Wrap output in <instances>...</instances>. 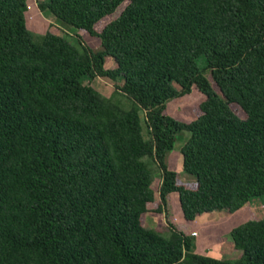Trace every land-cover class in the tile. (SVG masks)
Listing matches in <instances>:
<instances>
[{
  "label": "trees",
  "instance_id": "16d2710c",
  "mask_svg": "<svg viewBox=\"0 0 264 264\" xmlns=\"http://www.w3.org/2000/svg\"><path fill=\"white\" fill-rule=\"evenodd\" d=\"M38 8L102 48L34 35L26 0H0V264H264V217L230 230L235 261L197 252L169 219L165 230L145 225L156 195L167 218L177 193L187 220L264 195V0ZM95 77L122 84L105 96ZM193 87L204 95L194 119L168 114ZM183 131L194 182L167 165Z\"/></svg>",
  "mask_w": 264,
  "mask_h": 264
},
{
  "label": "rangeland",
  "instance_id": "374dc122",
  "mask_svg": "<svg viewBox=\"0 0 264 264\" xmlns=\"http://www.w3.org/2000/svg\"><path fill=\"white\" fill-rule=\"evenodd\" d=\"M40 1L45 0H26L27 10L25 15L26 19H28L27 27L34 35H41L46 31L60 35L70 34L72 37L77 34L93 51H98L102 48L99 38L89 35L85 30L76 29L59 21L49 11H41L38 8ZM112 64L111 57H106L105 66L108 67ZM206 74L209 80L213 82L209 74ZM88 82L105 96H108L117 85L122 84L120 79L111 80L107 77H95ZM203 99L204 95L196 87H193L189 94L170 100L167 103L166 111L176 119L190 121L196 116V106ZM231 107L239 116H243L244 113L237 104H233ZM188 135V131H183L177 135L173 149L168 152L167 165L170 169L178 172V176L182 181L194 182L195 177L183 172L181 164L180 148ZM153 184L156 187L157 181ZM157 201L158 196L156 195L154 201L148 204L149 211L145 215V225L147 227L165 230V222L169 219L186 233H196L195 236H192L197 252L232 261L241 257L242 251L233 247L230 230L248 219H260L264 217V195L252 197L242 208L236 211L231 212L228 209H217L198 214L193 220H187L183 217L177 193L173 192L168 197L167 218L164 216L165 213L162 214L155 211Z\"/></svg>",
  "mask_w": 264,
  "mask_h": 264
},
{
  "label": "built area",
  "instance_id": "2783aa9c",
  "mask_svg": "<svg viewBox=\"0 0 264 264\" xmlns=\"http://www.w3.org/2000/svg\"><path fill=\"white\" fill-rule=\"evenodd\" d=\"M195 234H196L195 232H192V234H191V235L195 236Z\"/></svg>",
  "mask_w": 264,
  "mask_h": 264
},
{
  "label": "crops",
  "instance_id": "0c3cea01",
  "mask_svg": "<svg viewBox=\"0 0 264 264\" xmlns=\"http://www.w3.org/2000/svg\"><path fill=\"white\" fill-rule=\"evenodd\" d=\"M183 230V229H182Z\"/></svg>",
  "mask_w": 264,
  "mask_h": 264
}]
</instances>
